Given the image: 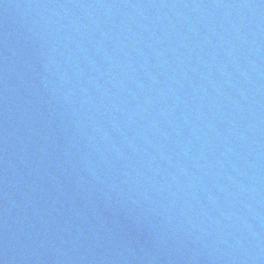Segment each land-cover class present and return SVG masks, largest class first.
<instances>
[{
	"label": "water",
	"instance_id": "1",
	"mask_svg": "<svg viewBox=\"0 0 264 264\" xmlns=\"http://www.w3.org/2000/svg\"><path fill=\"white\" fill-rule=\"evenodd\" d=\"M0 264H264V0H0Z\"/></svg>",
	"mask_w": 264,
	"mask_h": 264
}]
</instances>
